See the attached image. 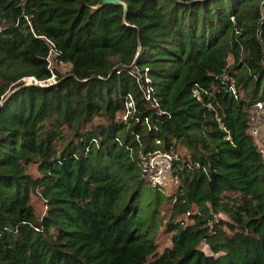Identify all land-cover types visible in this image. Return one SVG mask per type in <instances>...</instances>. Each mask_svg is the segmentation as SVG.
I'll return each instance as SVG.
<instances>
[{
  "label": "trees",
  "instance_id": "16d2710c",
  "mask_svg": "<svg viewBox=\"0 0 264 264\" xmlns=\"http://www.w3.org/2000/svg\"><path fill=\"white\" fill-rule=\"evenodd\" d=\"M97 2L0 0V264H264V0ZM169 153L158 253L136 200Z\"/></svg>",
  "mask_w": 264,
  "mask_h": 264
},
{
  "label": "rangeland",
  "instance_id": "374dc122",
  "mask_svg": "<svg viewBox=\"0 0 264 264\" xmlns=\"http://www.w3.org/2000/svg\"><path fill=\"white\" fill-rule=\"evenodd\" d=\"M50 67L61 73H65L70 69L68 65L57 63L55 61V55H52V57L50 58ZM49 81L52 82V79ZM22 82H24L26 85H30L28 79H23ZM259 131L262 135V140L264 141V113L262 123L259 122ZM178 150L181 152H185L182 148ZM181 154L184 155L183 153ZM29 172L34 175L36 174L34 167L30 168ZM172 191L173 189L169 187L162 189V192L166 195L170 194ZM123 199L125 200V197H123ZM136 202L139 209V217H142L143 220H146L144 228L152 227V232L155 236L157 252L161 253L164 248L170 246L169 235L164 233V225L170 216V204L166 202V199L164 197H160L159 199L156 190L154 188H151L147 184H142V186L140 187ZM31 206L36 217H40L41 215H43L44 205L40 199L32 196ZM157 209L158 212L154 215L153 219H150L152 213ZM202 249L206 251V247L204 245L202 246Z\"/></svg>",
  "mask_w": 264,
  "mask_h": 264
},
{
  "label": "built area",
  "instance_id": "2783aa9c",
  "mask_svg": "<svg viewBox=\"0 0 264 264\" xmlns=\"http://www.w3.org/2000/svg\"><path fill=\"white\" fill-rule=\"evenodd\" d=\"M52 53L49 55V60ZM30 84L44 85L47 82H39L33 78H28ZM131 107V105H129ZM264 113V105L262 102H257L248 110V127L249 133L255 140L257 150L264 155V141L259 131V122L262 123ZM184 159V155L174 153L156 155L145 160L141 164V178L142 180L155 190H162L164 188H176L178 181L174 179L173 173L176 171V164ZM184 160L190 161L187 156Z\"/></svg>",
  "mask_w": 264,
  "mask_h": 264
},
{
  "label": "water",
  "instance_id": "95a60500",
  "mask_svg": "<svg viewBox=\"0 0 264 264\" xmlns=\"http://www.w3.org/2000/svg\"><path fill=\"white\" fill-rule=\"evenodd\" d=\"M105 5H115V6H122L123 7V16H125L127 11V6L124 0H98L96 4V8L103 7Z\"/></svg>",
  "mask_w": 264,
  "mask_h": 264
}]
</instances>
